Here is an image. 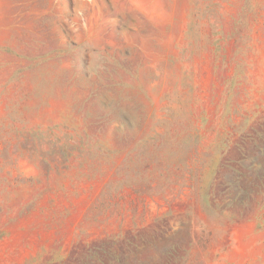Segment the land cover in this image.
Instances as JSON below:
<instances>
[{
  "label": "rangeland",
  "instance_id": "374dc122",
  "mask_svg": "<svg viewBox=\"0 0 264 264\" xmlns=\"http://www.w3.org/2000/svg\"><path fill=\"white\" fill-rule=\"evenodd\" d=\"M0 264H264V0H0Z\"/></svg>",
  "mask_w": 264,
  "mask_h": 264
}]
</instances>
